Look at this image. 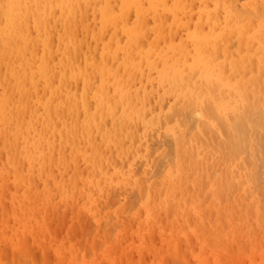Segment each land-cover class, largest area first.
Returning <instances> with one entry per match:
<instances>
[{
	"label": "bare ground",
	"instance_id": "6f19581e",
	"mask_svg": "<svg viewBox=\"0 0 264 264\" xmlns=\"http://www.w3.org/2000/svg\"><path fill=\"white\" fill-rule=\"evenodd\" d=\"M1 150L0 264H264V0H0Z\"/></svg>",
	"mask_w": 264,
	"mask_h": 264
},
{
	"label": "rangeland",
	"instance_id": "374dc122",
	"mask_svg": "<svg viewBox=\"0 0 264 264\" xmlns=\"http://www.w3.org/2000/svg\"><path fill=\"white\" fill-rule=\"evenodd\" d=\"M109 150H110V152H109ZM2 151V152H1ZM0 151V153L2 154L3 153V151L4 150H1ZM112 152H113V156H114V158H113V156H112ZM108 153H110L111 155H110V162H105V164H104V170L107 172V174L110 172V171H114L112 168L113 167H115V168H117V167H120L121 166V164H120V156H119V153H118V151L116 150V148L114 147V146H112V148L110 147V148H108ZM2 155H4V158L2 157ZM2 155H0V175H1V173H3V171H6L7 172V168H10L11 166H13L8 160V155H7V153L4 151V154H2ZM117 155V156H116ZM2 157V158H1ZM5 161H4V160ZM113 160V161H112ZM119 164V166H117L118 164ZM7 164V165H6ZM9 165V166H8ZM7 166V167H6ZM5 168V169H4ZM109 169V170H108ZM10 170V169H9ZM24 170H26V169H24ZM72 172H73V170H71V171H69L68 172V175H71L72 174ZM24 174V175H23ZM22 174V177L23 176H25V173H23ZM37 175L39 174V172H38V170H37V173H36ZM11 175V176H10ZM10 175H8V184H6L5 186H3L1 183V179H0V194H4V197H3V201H1L0 202V215L2 214L3 216H4V218H3V216L1 215L0 216V224L1 223H3L5 220H6V223H9V225L11 226V227H15V228H18V227H20V224L18 223V221H16V220H14V218H13V216H12V213H11V211H10V205L12 204V203H15L16 201H15V199H14V196L13 195H15V194H17V196H23L24 194H26L27 192H29L30 193V197H31V195H36L37 197L39 196V199H37L36 200V198H34V200H33V204L35 205V206H42L43 204H42V202L43 201H41V199L40 198H42L43 197V195L42 194H44L43 192L45 191V186H44V184H43V182L41 183L40 181H37V184H36V187L35 188H33V189H27V192L25 191V189H21V188H18L16 185H15V178L17 177V175H15L14 176V173L13 172H11L10 173ZM67 175V176H68ZM10 176V177H9ZM57 176H58V173H57ZM0 178H1V176H0ZM12 180H11V179ZM9 179H10V181H9ZM38 179V178H37ZM14 180V181H13ZM44 180H46V179H43V181ZM14 182V183H12V182ZM11 185H10V184ZM56 184V182L55 181H51V182H49V185L51 186V188H50V193H49V195L51 196V195H56L57 193H56V189H54V187L56 186L55 185ZM8 185H10V186H8ZM44 186V187H43ZM39 187V188H38ZM6 190H4V189ZM11 188H13V189H11ZM53 188V189H52ZM7 189H9V190H7ZM12 190V191H11ZM5 191V192H4ZM17 193H16V192ZM22 191V192H21ZM9 193V198H7L6 197V195L8 196V194L7 193ZM24 192H26V193H24ZM35 192V193H34ZM13 193V194H12ZM41 195V196H40ZM8 202H7V201ZM37 203V204H36ZM39 203V204H38ZM5 204V205H4ZM4 205V206H3ZM2 208V209H1ZM68 213V211L66 212V214ZM54 215H55V217H54ZM64 215H62V217H63ZM58 217V218H57ZM60 217L61 218V220H60V218H59V215L58 214H52L50 217H48V222H50L51 223V226L53 227V229L57 232V234H59V235H64V233H63V228L64 229H66V230H73V229H76V226L75 225H78L77 223H76V218H74L73 217V215L71 214V212H69V215L67 214V216H65V217H68V219H66L65 217ZM54 218V219H53ZM55 218H56V220H57V222H56V220H55ZM72 218V219H71ZM73 218H74V221H75V224H74V221H73ZM52 219H53V221H52ZM64 220V221H63ZM69 220H70V222H69ZM10 221V222H9ZM61 222H63V224H62V226H61ZM15 223V224H14ZM58 223H60V224H58ZM73 223V224H72ZM69 224L71 225V226H73V227H69ZM14 225V226H13ZM61 226V228H59ZM56 227H58V228H56ZM60 229V230H59ZM61 232V233H60ZM65 232V231H64ZM69 236H73V234H69ZM74 236H76V235H74ZM69 238V237H68ZM70 239V238H69ZM71 240V239H70ZM37 254V253H36ZM38 255L39 254H37L36 256L38 257ZM137 254H135L134 256H136ZM35 256V259L37 258ZM40 256V255H39ZM39 259V261H41V258L40 257H38ZM36 262L37 263H41V264H43L42 263V261L41 262H38L37 260H36Z\"/></svg>",
	"mask_w": 264,
	"mask_h": 264
}]
</instances>
